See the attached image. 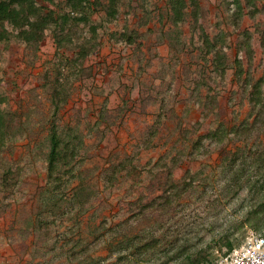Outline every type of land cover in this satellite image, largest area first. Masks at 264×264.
Returning a JSON list of instances; mask_svg holds the SVG:
<instances>
[{
	"label": "rangeland",
	"instance_id": "rangeland-1",
	"mask_svg": "<svg viewBox=\"0 0 264 264\" xmlns=\"http://www.w3.org/2000/svg\"><path fill=\"white\" fill-rule=\"evenodd\" d=\"M172 1L114 0L117 13L110 22L105 21L109 0H93L86 21L70 14L73 20L65 34L72 44L90 36L94 43L79 60L75 75L63 68L60 53L73 59L76 45L60 47L57 55L53 26L35 47L22 42L6 24L11 34L0 41V109L10 111L12 119L10 136L0 145V174L3 163L18 173L15 187L0 193V264H76L69 249L86 245L84 260L116 261L117 253L108 250L122 233L110 245V233L101 225L115 228L130 219L128 201L135 197L147 201L158 193L155 182L143 181L147 170L139 177L118 174L113 184L104 182L103 177L126 155H134L137 169H147L160 156L187 155L174 176L187 169L195 176L193 193L183 199L191 209L185 219L195 220L202 245L212 243L206 264L226 254L225 246L218 243L226 233L234 247L251 232L264 236V227H253L246 219L247 189L222 188L221 165L222 158L245 142L254 150L264 147V128L247 139L228 132L247 119L250 110L251 86L243 82L244 74L235 76V59L247 69L244 31L254 51L249 67L252 80L264 75V0H239V13L234 0H184L179 21L173 16ZM38 3L68 13L63 0ZM202 31L225 53L223 73L212 69V55L204 53ZM120 33L136 35V41L128 44ZM57 78L67 99L59 107L56 124L78 139L68 190L80 183L86 189L88 202L83 210L66 199L55 201L46 191L44 153ZM161 105L167 110L159 117ZM155 122L157 133L145 148L147 131ZM215 129L225 132L218 142L203 138V148H190L197 136ZM216 197L221 204L212 206ZM154 220L141 225L152 226ZM130 224L131 220L125 235L135 231ZM165 261L160 255L139 264H174Z\"/></svg>",
	"mask_w": 264,
	"mask_h": 264
},
{
	"label": "trees",
	"instance_id": "trees-1",
	"mask_svg": "<svg viewBox=\"0 0 264 264\" xmlns=\"http://www.w3.org/2000/svg\"><path fill=\"white\" fill-rule=\"evenodd\" d=\"M234 2L239 13L241 11L240 2L239 0H234ZM182 4H184V0L172 1L173 16H175L176 21L182 18ZM92 5L93 0H63V9H67L68 13L62 15L54 9L39 5L38 0H0V41L8 40L11 34L6 28V24H8L16 30V36L22 42L37 47L44 37L45 30L53 26L52 34L57 55L60 47L76 45V57L73 59L66 58L63 53H60L61 61H64L63 68L69 70L71 75H75L80 65L79 60L88 55L91 48L94 47L93 37L90 36L85 42L72 44V39L69 34H65V31L70 19L73 20L70 14H79L78 20L86 21L93 10ZM116 13L114 0H109L105 21H112ZM91 29L94 33V28ZM244 34L246 39L243 50L248 59L247 69L243 68L241 61L235 59L237 64L235 76L241 78L244 74L243 82L251 86L248 97L250 110L248 118L231 127L228 132L236 138L247 139L253 133L264 128V75L252 80L249 67L254 51L250 45L248 32L244 31ZM119 37L128 44H133L136 41V35L132 34L120 33ZM201 39L205 55H212V69L223 73L225 53L216 49V42L212 41L203 31ZM261 45L264 46V36L261 37ZM47 86L49 88L50 84ZM52 91V119L48 128L44 153L46 191L54 197L55 201L66 199L70 201L72 207L83 210L88 202L86 189L80 183L68 190L70 179L74 176L71 164L77 152V135L73 134L71 130L60 129L55 121L59 107L67 99L66 89L59 78L56 79V84L52 86ZM160 108V112L163 113H159V117L164 115L167 110L162 105ZM11 119L12 113L10 111L0 109V145L10 136ZM157 130L158 122H155L147 131V136L144 139L145 148L151 146V140L156 135ZM222 133H225L223 129H215L204 135H199L193 140L190 148L199 151L200 148L204 147L203 138L218 142ZM189 154L192 153L189 152ZM183 157H187V155L178 153L170 158L160 156L147 169H137L133 163L134 155H126L121 158L120 162L112 166L110 174L107 173L103 177L104 182L113 184L114 180H117L118 174H121V178L139 177L142 170H147L143 181L155 182L158 186V193L149 200L143 201L140 197H135L134 200L127 202L128 218L130 219L122 220L121 224H116L115 228L101 225L104 231L110 233L109 239L112 238L111 241H108L110 245L113 244L112 242L118 233L120 231L122 233L121 240L115 242L116 245L108 250L109 253L116 252L118 257L116 261L107 264H139L141 261H147L160 255L166 258L165 262H173L174 264H206L208 262L206 258L212 248V243L206 242L202 245V239L195 234V220L185 219L186 212L191 211V209L188 208L190 205L183 199L193 193L196 186L194 183L195 176L189 169L185 170L180 177L174 176V172L180 167ZM222 161L224 180L222 188L228 190L233 186H238L240 189H247L249 198L245 205L246 219L251 222L253 227H264V147L254 150L245 142L243 145L236 146L227 157L222 158ZM1 166L3 169L0 174V193L11 191L15 187L14 176L18 173L17 171V173L14 172L12 167L6 163ZM214 202L221 204L218 197L213 199L212 206L215 204ZM205 206L207 209L210 208V204ZM154 217L152 226L141 225L144 220L150 221ZM130 220V228L135 231L132 235H125L124 228ZM120 226L121 228H119ZM99 235L98 232L94 237L95 242L99 240ZM218 243L219 246H225V253L234 248L227 233L219 237ZM86 249H88V245L77 251H74V248L69 249L71 257L78 260L76 264H106L102 259H93L91 262L84 260Z\"/></svg>",
	"mask_w": 264,
	"mask_h": 264
},
{
	"label": "built area",
	"instance_id": "built-area-1",
	"mask_svg": "<svg viewBox=\"0 0 264 264\" xmlns=\"http://www.w3.org/2000/svg\"><path fill=\"white\" fill-rule=\"evenodd\" d=\"M208 264H264V236L251 232L240 246Z\"/></svg>",
	"mask_w": 264,
	"mask_h": 264
}]
</instances>
